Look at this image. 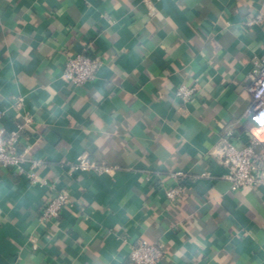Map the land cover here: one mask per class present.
Masks as SVG:
<instances>
[{
  "label": "crops",
  "instance_id": "1",
  "mask_svg": "<svg viewBox=\"0 0 264 264\" xmlns=\"http://www.w3.org/2000/svg\"><path fill=\"white\" fill-rule=\"evenodd\" d=\"M85 51L101 64L73 87L61 71ZM263 56L264 0H0V128L31 117L20 144L53 186L0 167V264H130L141 240L158 264H264V186L231 191L219 158L227 132L264 152L245 114ZM82 155L115 169L71 170ZM56 190L69 204L40 223Z\"/></svg>",
  "mask_w": 264,
  "mask_h": 264
},
{
  "label": "built area",
  "instance_id": "2",
  "mask_svg": "<svg viewBox=\"0 0 264 264\" xmlns=\"http://www.w3.org/2000/svg\"><path fill=\"white\" fill-rule=\"evenodd\" d=\"M261 15H255L245 22V26L252 27L260 24ZM101 64L98 56L90 55L87 51L76 54L66 59L61 79L73 87H80L95 79L97 70ZM246 91L251 95V102L245 114L256 122L260 129H264V56L254 58L250 73V82L246 85ZM195 88L187 85H180L174 90L175 98L187 102L194 95ZM4 112L0 109V120ZM31 123V117L25 116L22 121L15 124L14 130L5 134L0 128V167L24 172L23 165L30 163V169L26 173L32 184L40 183L47 185L38 175V168L41 165L39 160H28L27 149L20 144L21 131ZM231 132H227L219 148V158L228 168L225 179L230 184L231 191H239L246 188H257L264 186V152H258L260 140L252 135L249 141L241 146L231 140ZM74 171H92L97 174L111 173L115 167L106 163H97L85 155L79 156L70 164ZM180 177L182 173L175 174ZM53 190V186H48ZM52 192V191H51ZM179 186L167 188L165 195L168 200L174 201L180 195ZM69 204V196L64 190L51 193L48 199L42 204L38 220L40 223L55 221L62 209ZM163 250L159 243L141 240L132 246L128 259L130 264H158L163 258Z\"/></svg>",
  "mask_w": 264,
  "mask_h": 264
}]
</instances>
